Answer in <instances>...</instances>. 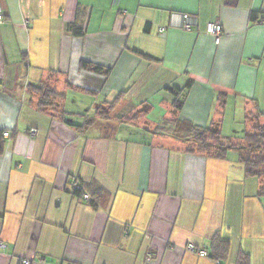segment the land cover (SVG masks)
<instances>
[{
    "label": "crops",
    "instance_id": "1",
    "mask_svg": "<svg viewBox=\"0 0 264 264\" xmlns=\"http://www.w3.org/2000/svg\"><path fill=\"white\" fill-rule=\"evenodd\" d=\"M0 4V264H264V179L236 149L264 126V0ZM215 127L223 157L197 142Z\"/></svg>",
    "mask_w": 264,
    "mask_h": 264
},
{
    "label": "trees",
    "instance_id": "2",
    "mask_svg": "<svg viewBox=\"0 0 264 264\" xmlns=\"http://www.w3.org/2000/svg\"><path fill=\"white\" fill-rule=\"evenodd\" d=\"M71 31L74 35H80V30L76 29L75 26H70ZM145 55V54H143ZM146 56V55H145ZM81 67H88L89 64L86 62H81ZM93 69L95 71H101V67L99 66H93ZM31 89L37 91L38 93H41L42 97L39 99L38 106L41 107H48L49 103L47 102L50 95H54L53 92H50L49 90L43 89L41 86H34L31 85ZM181 105L177 100L174 102V107L178 108ZM63 121L65 123H68V120L66 118H63ZM2 131L0 130V154L3 151L4 146V138L2 136ZM198 143L200 144V148L203 149V151H206L208 154H212L216 157H223L227 151V149H230L234 146L232 145H226L224 143L220 142L219 132L217 131V128H213L211 130H205L198 136ZM214 141V144L212 145L211 141ZM245 145L237 147L236 149L240 151V159L244 166L245 173L249 177H256L264 179V153H259L255 155H250L249 153L254 152L259 147L264 148V126H258L256 128L255 133L251 135H246L244 137ZM224 144V145H223ZM243 147L251 148L249 150V153L243 154ZM261 189L264 192V185L261 187ZM79 191H74V193L78 194ZM213 246H214V252L212 257H214L216 260L221 258L223 255L226 254V244L221 242L218 237H215L213 239ZM217 252V253H215ZM218 261V260H217Z\"/></svg>",
    "mask_w": 264,
    "mask_h": 264
},
{
    "label": "built area",
    "instance_id": "3",
    "mask_svg": "<svg viewBox=\"0 0 264 264\" xmlns=\"http://www.w3.org/2000/svg\"><path fill=\"white\" fill-rule=\"evenodd\" d=\"M173 15L176 18V24L183 27L184 29H190L191 25H193L195 22L194 18L192 16H190L189 14H173ZM4 18H5V13H4L3 8L0 4V24H2L4 22V20H5ZM205 32L207 34L213 36L215 42H218L220 35H221V26L217 21L208 22L206 24V27H205ZM162 33H163V30H162ZM9 135H10L9 132H3L2 133V136L4 138H8ZM69 189L71 192L79 191V190H81V185L77 182V180H73L69 184ZM82 198L85 201L90 199V197L86 193L82 194ZM187 249L194 250V246L192 244L188 243ZM196 252L200 256H204V257L208 256V252L205 249L199 248V249H197ZM22 264H30V261L28 259H23Z\"/></svg>",
    "mask_w": 264,
    "mask_h": 264
},
{
    "label": "rangeland",
    "instance_id": "4",
    "mask_svg": "<svg viewBox=\"0 0 264 264\" xmlns=\"http://www.w3.org/2000/svg\"><path fill=\"white\" fill-rule=\"evenodd\" d=\"M48 100L51 101L50 99H48ZM73 102L75 103V100H74ZM55 104H57V103H53V104H51V106H52V105L55 106ZM78 105H79V104H78ZM80 107H81V106H78V110H77V111H78L79 113L85 112L84 110L87 108V106H83V107H82V110H81ZM46 108H47V107H46ZM46 108H45V109H46ZM211 142H212V145H213V144H214V141L212 140ZM223 145H224V144H223ZM243 150H244V151H243V154L246 155V153H249V150H251V148H248V147L244 148V147H243ZM259 153H261V154L264 153V148L259 147V148L256 149L254 152H251V153H249V154L253 156V155H255V154H259Z\"/></svg>",
    "mask_w": 264,
    "mask_h": 264
}]
</instances>
